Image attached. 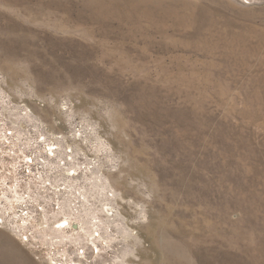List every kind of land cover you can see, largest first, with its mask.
I'll use <instances>...</instances> for the list:
<instances>
[{
  "label": "rangeland",
  "instance_id": "obj_1",
  "mask_svg": "<svg viewBox=\"0 0 264 264\" xmlns=\"http://www.w3.org/2000/svg\"><path fill=\"white\" fill-rule=\"evenodd\" d=\"M0 236L264 264V0H0Z\"/></svg>",
  "mask_w": 264,
  "mask_h": 264
},
{
  "label": "bare ground",
  "instance_id": "obj_2",
  "mask_svg": "<svg viewBox=\"0 0 264 264\" xmlns=\"http://www.w3.org/2000/svg\"><path fill=\"white\" fill-rule=\"evenodd\" d=\"M63 225H64V223L59 226V228L62 230H63ZM136 233H137V231H136ZM139 236L141 237V235H139ZM3 241H5L4 237L0 236V243H2ZM10 244H12V243L10 242ZM16 251L17 250H15L14 248L9 249L8 251H6V250L3 251L2 255H0V264H22L25 260L21 259L19 257V253H17ZM17 255H18V257H17ZM21 260H23V261H21ZM24 263L27 264L28 261L24 262Z\"/></svg>",
  "mask_w": 264,
  "mask_h": 264
}]
</instances>
